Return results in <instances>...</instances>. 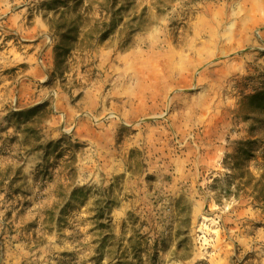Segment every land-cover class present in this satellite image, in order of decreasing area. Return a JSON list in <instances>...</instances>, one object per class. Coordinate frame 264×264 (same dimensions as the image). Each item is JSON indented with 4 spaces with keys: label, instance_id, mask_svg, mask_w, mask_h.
<instances>
[{
    "label": "rangeland",
    "instance_id": "rangeland-1",
    "mask_svg": "<svg viewBox=\"0 0 264 264\" xmlns=\"http://www.w3.org/2000/svg\"><path fill=\"white\" fill-rule=\"evenodd\" d=\"M52 1L0 0V264H264V0Z\"/></svg>",
    "mask_w": 264,
    "mask_h": 264
},
{
    "label": "trees",
    "instance_id": "trees-1",
    "mask_svg": "<svg viewBox=\"0 0 264 264\" xmlns=\"http://www.w3.org/2000/svg\"><path fill=\"white\" fill-rule=\"evenodd\" d=\"M54 2H60V3L65 4V0H60V1L56 0ZM54 2L53 4L49 3L47 8L54 9V6H55ZM65 13L66 12L63 11L60 14L58 20H56V28H58L59 30H62V32L59 33L61 34L62 42L60 45H58L57 55H56V60H57L58 65L59 63L61 64L62 62H64L63 60L66 57L67 52L70 51V49L72 48V45L74 44L72 42H77L79 38L78 23L76 21L70 22V20L66 17Z\"/></svg>",
    "mask_w": 264,
    "mask_h": 264
}]
</instances>
